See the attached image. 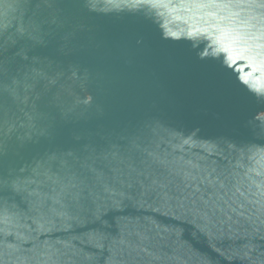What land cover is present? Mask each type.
Instances as JSON below:
<instances>
[{
  "label": "water",
  "instance_id": "95a60500",
  "mask_svg": "<svg viewBox=\"0 0 264 264\" xmlns=\"http://www.w3.org/2000/svg\"><path fill=\"white\" fill-rule=\"evenodd\" d=\"M202 2L0 0L5 264H264V11Z\"/></svg>",
  "mask_w": 264,
  "mask_h": 264
},
{
  "label": "clouds",
  "instance_id": "9594fccd",
  "mask_svg": "<svg viewBox=\"0 0 264 264\" xmlns=\"http://www.w3.org/2000/svg\"><path fill=\"white\" fill-rule=\"evenodd\" d=\"M193 7L211 13L205 18L204 22L210 26L209 31L215 35L209 36L208 32L202 33V37L208 40L209 52L227 55L230 49L224 43L225 38L231 32L240 31L234 24L235 14L230 13L229 10L240 7H255L264 11V0H259V3H255V0H249L247 4L238 3L236 0H204V2L193 5ZM232 42L250 44L253 51H258V54L264 55V18L260 20V26L255 31L235 36ZM0 264H5V261L0 260Z\"/></svg>",
  "mask_w": 264,
  "mask_h": 264
},
{
  "label": "snow or ice",
  "instance_id": "6c2138e0",
  "mask_svg": "<svg viewBox=\"0 0 264 264\" xmlns=\"http://www.w3.org/2000/svg\"><path fill=\"white\" fill-rule=\"evenodd\" d=\"M11 90H12V86L6 82L3 75V64L0 63V103L3 102L7 94L11 93ZM5 185L6 182L2 178H0V234L4 232L5 230L4 225L7 223L8 220L6 209L2 201V198L6 195ZM76 187L77 185L73 183L71 180H69V182L64 186V188H62V192H64L66 196L70 197L73 195L72 189ZM150 191L152 193H155L159 198H161L165 204H168L172 200V197L167 192H165L161 197L160 193L157 191L156 188H151ZM180 207H184V205L180 203ZM190 211L195 212L197 219L203 221L202 226L207 229L208 224L211 223L213 219V217L209 215L208 211L205 210L202 213L199 210H195V209ZM2 257H3V248L0 247V260H2Z\"/></svg>",
  "mask_w": 264,
  "mask_h": 264
}]
</instances>
